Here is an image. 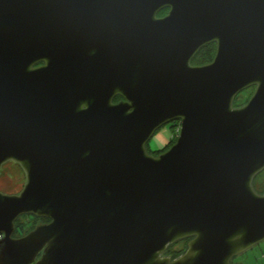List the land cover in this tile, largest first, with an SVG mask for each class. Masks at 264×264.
Instances as JSON below:
<instances>
[{
	"label": "water",
	"instance_id": "water-1",
	"mask_svg": "<svg viewBox=\"0 0 264 264\" xmlns=\"http://www.w3.org/2000/svg\"><path fill=\"white\" fill-rule=\"evenodd\" d=\"M11 160L27 182L0 192V264H232L264 241V0H0ZM23 215L49 222L16 238Z\"/></svg>",
	"mask_w": 264,
	"mask_h": 264
},
{
	"label": "rangeland",
	"instance_id": "rangeland-1",
	"mask_svg": "<svg viewBox=\"0 0 264 264\" xmlns=\"http://www.w3.org/2000/svg\"><path fill=\"white\" fill-rule=\"evenodd\" d=\"M254 90L249 89L242 92L238 99V104H246L253 95ZM237 108V107H236ZM178 123H170L160 128L151 141L149 142L148 150L152 154L160 151L170 145L172 140L178 134L176 132V125ZM27 182V175L22 166L16 161H8L1 167L0 170V192L5 195H17L19 194ZM254 189L259 194H264V170H262L254 179ZM14 237L19 238V234L15 233ZM188 245V243H187ZM186 246L184 240H180L171 245L173 252L183 250ZM233 264H264V241H261L257 245L248 249L244 253L235 257L232 260Z\"/></svg>",
	"mask_w": 264,
	"mask_h": 264
},
{
	"label": "trees",
	"instance_id": "trees-1",
	"mask_svg": "<svg viewBox=\"0 0 264 264\" xmlns=\"http://www.w3.org/2000/svg\"><path fill=\"white\" fill-rule=\"evenodd\" d=\"M215 54H216V45L215 44L207 45L198 53L197 57L194 60V64L198 65V66L207 65V64L211 63L214 60ZM234 106L235 107L241 106L240 103L238 104V99H236V101L234 103ZM179 126H180V124L176 125L177 128ZM177 134L179 135V132ZM176 140H177V138L175 137L172 140V143L170 145H168L164 149H162L160 151H157V152H154L152 154H156L157 155V154H159L161 152H164V151L168 150L169 147L173 143L176 142ZM148 146H147V149H148ZM148 152H149V150H148ZM48 222H49V219H47V218H41V217H37V216H34V215H23L15 222V227H16V232L15 233L19 234V237H23V236L27 235L29 232H31L38 224H40V223H48ZM184 241L186 243V246L184 247L183 250L173 252L171 250V246H170L169 249L167 250V252L165 253V255L166 256H170L172 259H176L180 255L185 253L186 250H187V240H184Z\"/></svg>",
	"mask_w": 264,
	"mask_h": 264
},
{
	"label": "flooded vegetation",
	"instance_id": "flooded-vegetation-1",
	"mask_svg": "<svg viewBox=\"0 0 264 264\" xmlns=\"http://www.w3.org/2000/svg\"><path fill=\"white\" fill-rule=\"evenodd\" d=\"M169 13H170V9H164V10H162V11H160L158 14H157V19H164L165 17H167L168 15H169ZM74 21V23H76V19H74L73 20ZM216 45V44H215ZM216 50H217V48H216ZM216 55V54H215ZM196 57H197V55H196ZM195 57V58H196ZM195 58H194V60H195ZM194 60L192 61V65L193 66H198V65H195L194 64ZM35 62V65H34V68H40V67H43V66H45V64H46V62H45V60H43V59H40V60H36V61H34ZM249 89H253L254 91H255V89H256V87L255 86H253V87H250V88H248V89H246V90H249ZM245 91V90H244ZM243 91V92H244ZM242 93V92H241ZM240 93V94H241ZM239 94V95H240ZM253 94H254V92H253ZM239 95L236 97V99L239 97ZM236 99H235V101H236ZM122 100V98H120V97H117L116 99H115V103H118V102H120ZM248 102V101H247ZM247 102H246V104H247ZM235 103V102H234ZM245 104H243V105H241V106H239V107H237V108H240V107H243ZM174 123H178L179 124V121L178 122H174ZM177 124V125H178ZM174 144V143H173ZM172 144V145H173ZM171 145V146H172ZM170 146V147H171ZM169 147V148H170ZM167 151V150H166ZM165 152V151H164ZM161 153H163V152H161ZM154 156H158V155H160V153L159 154H153ZM187 240V243H188V241H189V239H186ZM184 254V253H183Z\"/></svg>",
	"mask_w": 264,
	"mask_h": 264
},
{
	"label": "built area",
	"instance_id": "built-area-1",
	"mask_svg": "<svg viewBox=\"0 0 264 264\" xmlns=\"http://www.w3.org/2000/svg\"><path fill=\"white\" fill-rule=\"evenodd\" d=\"M180 131V126L177 128L176 132L178 133Z\"/></svg>",
	"mask_w": 264,
	"mask_h": 264
}]
</instances>
